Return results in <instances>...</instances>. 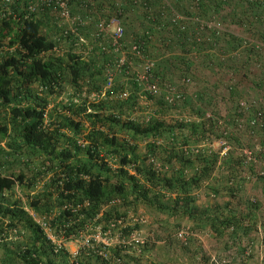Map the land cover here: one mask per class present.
Returning <instances> with one entry per match:
<instances>
[{
  "label": "trees",
  "instance_id": "16d2710c",
  "mask_svg": "<svg viewBox=\"0 0 264 264\" xmlns=\"http://www.w3.org/2000/svg\"><path fill=\"white\" fill-rule=\"evenodd\" d=\"M70 10L92 31L118 16L159 90L126 64L106 86L112 53L79 39L85 23L65 33L52 8L0 13V264H132L162 230L190 250L187 264H262L264 0H71ZM168 84L179 98H165ZM142 101L152 107L139 117ZM254 181L262 197L247 192ZM140 206L160 215L152 239L128 238ZM98 230L120 239L105 244ZM198 233L220 241L218 257ZM76 238L71 252L64 242Z\"/></svg>",
  "mask_w": 264,
  "mask_h": 264
},
{
  "label": "built area",
  "instance_id": "2783aa9c",
  "mask_svg": "<svg viewBox=\"0 0 264 264\" xmlns=\"http://www.w3.org/2000/svg\"><path fill=\"white\" fill-rule=\"evenodd\" d=\"M70 1L71 0H0V13H11V6H13L14 4L15 6H17V9L19 8L20 12L22 11V16L24 17L28 16L31 13L45 10L46 8H52L57 12L58 26L62 28L65 33L68 31L76 33L77 27L86 23L87 20L85 18H82L80 15L71 14ZM93 36L99 38L100 42L104 40L105 45L103 44L102 47L112 53V59L110 60V62L106 63V66L104 68L106 76V86H110L112 84L115 72L122 71L123 66L126 64L124 72L132 71L135 78L141 82L145 90L149 91L150 93L158 92V82L156 79L151 77V69L154 64L153 59L143 52L139 45L141 42H139V40L132 41V43H130L128 46H125V42L123 40L124 28L118 16L112 15L109 18H100L95 23ZM79 39L81 41L85 40L82 35H79ZM133 57L140 59L138 61L139 64H134ZM125 93L126 92H124L123 94ZM165 93V98L169 101H173L175 98L180 97V91L176 90L172 84L166 85ZM95 95H97L96 92H91L92 97ZM219 144H225V141L219 140L218 142H216V145ZM226 147L227 146H224L223 150H225ZM254 149H262V147L259 143H256ZM243 152H245L248 159H251L253 157L252 148L246 147L243 149ZM258 171L260 173L262 172V170H259V168ZM46 230L49 238L56 241L57 243H60V239H56L52 231L47 228ZM136 230L137 229H133L129 232V239H143L138 236ZM177 234L179 238H185V236L183 235V230H179ZM119 235L120 232L118 231L115 233H111L110 231L105 230L104 233H102L100 232V230H98L95 233L94 239L100 240L105 244H111L112 242H110L109 240L111 238H115L116 241H118L120 239ZM257 237L258 241L257 244H255V248L259 253L258 261L264 264V231L260 226H258L257 229ZM121 239L124 238L121 237ZM74 240L79 241V239L77 238ZM251 246V244L248 246V248L246 249V253L252 251Z\"/></svg>",
  "mask_w": 264,
  "mask_h": 264
},
{
  "label": "rangeland",
  "instance_id": "374dc122",
  "mask_svg": "<svg viewBox=\"0 0 264 264\" xmlns=\"http://www.w3.org/2000/svg\"><path fill=\"white\" fill-rule=\"evenodd\" d=\"M53 23V22H51ZM88 27L83 28V32L80 34L84 37L85 40H87L86 35L93 36L94 28L92 31V25L85 23ZM91 34V35H90ZM91 96V94H90ZM143 108L142 110H137L136 115L141 116V114L144 113V111L151 109L152 105L149 103H146V101H142ZM166 116V115H165ZM169 115H167V118ZM219 186L223 185V182L219 180L218 183ZM245 188L249 194L252 195H258L262 197L263 193L260 190V185L257 183V181L254 182H247L245 185ZM228 194L223 193L218 198L219 200L224 199ZM264 197V195H263ZM204 189L200 191V199L204 200ZM140 216L143 218V221L139 223V228L136 230L138 236L140 238H148L155 236V232L160 231V227L157 221V217L160 215H157L153 211H150V209L140 206L138 210ZM170 220V219H169ZM171 221V220H170ZM263 222V221H262ZM262 222L260 224H262ZM262 228V225H260ZM160 229V230H159ZM159 237L156 239L155 237V244L153 245L152 249L149 251H144L143 255L140 256L138 259V262H131L132 264H187L189 262V251H185L182 249L180 245V240L176 239L177 241H173V239H168L167 236H165V230H162L158 233ZM198 241L201 242L203 245V248L208 252V255H210V259H213L215 257H218L219 254V244L220 241H217L215 237L208 235L207 233H198L197 235ZM110 242H115V238H111L109 240ZM66 246L71 252H74L78 246L79 241L76 240H67L65 242ZM185 251V252H184ZM174 260V261H173ZM254 261V260H251ZM209 262V260H208ZM249 264H253L252 262H249Z\"/></svg>",
  "mask_w": 264,
  "mask_h": 264
},
{
  "label": "crops",
  "instance_id": "0c3cea01",
  "mask_svg": "<svg viewBox=\"0 0 264 264\" xmlns=\"http://www.w3.org/2000/svg\"><path fill=\"white\" fill-rule=\"evenodd\" d=\"M132 35H134V33H133V34H129V36H128L130 40H131L132 37H133Z\"/></svg>",
  "mask_w": 264,
  "mask_h": 264
}]
</instances>
